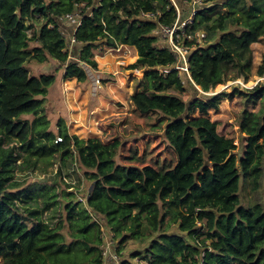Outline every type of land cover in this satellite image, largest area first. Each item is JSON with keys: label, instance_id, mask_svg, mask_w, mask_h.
<instances>
[{"label": "trees", "instance_id": "obj_1", "mask_svg": "<svg viewBox=\"0 0 264 264\" xmlns=\"http://www.w3.org/2000/svg\"><path fill=\"white\" fill-rule=\"evenodd\" d=\"M180 1L189 3L187 13L196 8L187 30H203L206 43L189 54L196 95L188 99L181 96L186 87L174 54L153 31L174 23L171 0H0V264H104L103 231L117 256L135 244L129 256L146 264H264V52L255 60L251 46L264 40V0ZM76 8L82 17L69 51L72 27L59 17ZM117 42L136 49L128 67L151 77L150 89L129 98L139 112L164 121L162 136L175 155L171 167L133 157L119 162V138H80L62 117L56 131L48 128L44 102L56 76L32 74L26 62L55 59L64 78L85 81L76 59L96 67L93 47ZM257 76L250 87L206 93ZM235 95L239 152L210 117L221 99ZM55 154L64 185L23 187L15 177L34 167L32 157ZM68 160L78 182L89 181L84 202L62 175ZM242 184L261 191V200L243 203Z\"/></svg>", "mask_w": 264, "mask_h": 264}, {"label": "rangeland", "instance_id": "obj_2", "mask_svg": "<svg viewBox=\"0 0 264 264\" xmlns=\"http://www.w3.org/2000/svg\"><path fill=\"white\" fill-rule=\"evenodd\" d=\"M171 2L178 8L179 17H185L189 10V3L180 0H171ZM61 23L65 24L63 22ZM29 32L31 33V30H29ZM155 34L159 35L160 43L166 44V37L162 35L164 32L156 31ZM33 44L34 42L30 43V45ZM251 46L254 59L259 60L260 53L264 52V40L253 42ZM106 48L107 46L103 44L95 45L93 47V53L96 54L95 52L100 51L102 55H97L103 56L104 53L102 50ZM129 51L130 52L125 55L122 54L119 59L123 61H121V64H117L118 66L115 65V70L110 73V76L109 73L102 72V69L103 71L107 69L101 68V65H104V58H95L100 68L98 72H101V74L97 73L101 77V87H90V78L89 82L87 80L78 82L75 79H64L62 67L58 68L59 63L55 59H49L42 63L31 60L26 62V65L32 74L37 75L41 72L56 73V79L49 86V91L44 102V112L50 121L48 125L49 129L56 131V122L62 117L67 124L69 133L76 134L80 138L98 137L101 140L119 138L122 142L119 155L117 156L119 162L127 163L129 161L128 158L133 157L138 159L137 162L132 160L134 163L142 161L156 167H171L174 164L175 155L171 148L165 143L162 136L163 127L165 125L164 121H161L160 117L154 112H139L134 108L129 98V96L137 90H142L144 88L150 89L151 82L150 76H144V69L129 71L132 68H129L128 65L137 57L134 48L132 49L131 47ZM135 54L136 56L134 57ZM83 66L88 72L91 70L88 65ZM179 75L186 87V91L181 94V96L184 99H188L190 96L196 95L191 89L195 88V86L191 82L189 71L185 73L179 69ZM257 77H254L244 84L247 85V87L252 86L256 79L261 78ZM239 79L243 81L241 78ZM234 85H238L239 88H246L240 83H237L236 80H230L225 84L216 86L206 93L215 94L222 90L230 92ZM196 88L197 89L194 90L200 92L198 87ZM104 89L107 90L108 93ZM238 99L237 95L233 96L231 99L225 97L219 102V109L217 111L212 110L210 113L211 118L218 119V130L234 139L236 145L234 151L237 152L240 151L242 146L241 134L237 122L240 110ZM13 143L14 141L11 142V144ZM32 160L35 161L34 167L20 168L15 171V177L24 182L23 187L52 184L53 182H59L60 186L64 185L60 181L61 174L58 176L57 168L60 166L61 162L57 154L36 159L32 157ZM17 162H20V159ZM73 168L74 166L71 165L68 160L62 169V175L65 174L66 180L72 185V187H68V189L73 191L79 190L78 197L84 202L85 193L83 194L81 190L83 189L85 191L89 188V181L83 179L78 182L80 173ZM76 186H78V189L75 188ZM241 186L240 196L243 203H248L253 199L261 200V191L258 193H251L247 186L244 184ZM45 213L46 212H44L43 216H46ZM133 248L139 247L135 244H129L128 248L123 252L124 254L118 255L119 259L116 264H146L145 261L140 260L138 256H129V249ZM103 260L106 264L113 263L108 258Z\"/></svg>", "mask_w": 264, "mask_h": 264}, {"label": "built area", "instance_id": "obj_3", "mask_svg": "<svg viewBox=\"0 0 264 264\" xmlns=\"http://www.w3.org/2000/svg\"><path fill=\"white\" fill-rule=\"evenodd\" d=\"M193 3H200V0H193ZM195 9L196 8L192 4L191 9L186 14V16L183 18H180L178 14V8L176 7L177 17L174 23L170 26L160 24L153 30L154 32L156 31L164 32V34L162 35L166 37V45L171 50V52L174 54L176 58L175 67H177L178 69H181L185 73L188 72V58H189L190 52L196 47L203 46L206 44L205 43V32L203 30H196L194 32H190L187 30L188 25H190L193 20ZM140 15L143 17H152V18L155 17V15L152 12H141ZM81 17H82V14H81L80 8H76L75 10L65 13L59 17L60 22H63L66 25H69L72 27V30L70 31V33L69 34L66 33V37H67L66 45L69 51L77 43L73 37V34L77 26L81 22ZM103 45L107 46L106 49L102 50V52L104 53V56L110 55L112 57L119 59L122 56V54L125 55L130 52L129 44H126V43L117 42L114 45H107V44H103ZM69 58L76 59L75 57L71 55H69ZM76 60L78 61V64L82 66L84 69L85 67L83 65L85 66L88 65L82 61H79L78 59ZM121 61L123 60H120V59L116 60V63L121 64ZM88 66L91 68V70L88 72V70L85 69V71L92 79V86L100 87L101 77L99 74H97L98 72L96 70V67H92L90 65ZM257 80L258 79H256L254 83ZM236 81L237 83H240L242 86L247 87V85L244 84L245 82L240 81V79H236ZM60 139H61L60 136L56 137V140H60ZM103 232H104L103 233L104 244H103V250H102L103 259L108 258L110 259V261L113 262L112 264H116L118 263L119 257L113 251V248L115 245L114 239L111 237V234L106 233L105 231ZM104 264L106 263L104 262Z\"/></svg>", "mask_w": 264, "mask_h": 264}, {"label": "crops", "instance_id": "obj_4", "mask_svg": "<svg viewBox=\"0 0 264 264\" xmlns=\"http://www.w3.org/2000/svg\"><path fill=\"white\" fill-rule=\"evenodd\" d=\"M129 47L131 48L132 47V49L134 48L135 49V47L134 46H132V45H129ZM136 50V49H135ZM96 54H94V59L95 58H97V57H100V58H104L103 59V61H104V65H101V68H107L106 69V71H103V69H102V72L103 73H105V72H107V73H109V76H110V73H112L114 70H115V65L116 66H118L117 65V63H116V60H119V59H117V58H115V57H110V56H100V55H97V54H100V52L99 51H97V52H95ZM136 56V54L134 55V57ZM96 62H97V60H96ZM61 68V67H60ZM98 69H100L99 67H98V64H97V66H96V70H97V72H98ZM62 70H63V66H62ZM58 71V70H57ZM64 72V71H63ZM98 73H100L101 74V72H98ZM54 74H56V73H54ZM64 78V77H63ZM89 78H90V82H91V85H90V87H92V79H91V77L87 74V78L85 79V81L87 80L88 82H89ZM102 78H103V76H102ZM64 79H67V78H64ZM72 79H74V78H72ZM67 80H71V79H67ZM87 83V82H86ZM133 83V82H132ZM101 87V86H100ZM105 90V89H104ZM48 91H49V89H48ZM107 93H108V91L107 90H105ZM105 92V93H106Z\"/></svg>", "mask_w": 264, "mask_h": 264}, {"label": "water", "instance_id": "obj_5", "mask_svg": "<svg viewBox=\"0 0 264 264\" xmlns=\"http://www.w3.org/2000/svg\"><path fill=\"white\" fill-rule=\"evenodd\" d=\"M134 69H131V70H129V71H133Z\"/></svg>", "mask_w": 264, "mask_h": 264}]
</instances>
